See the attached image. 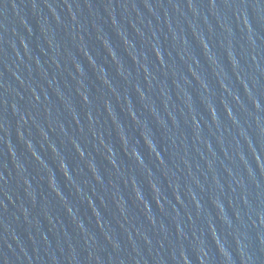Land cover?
Here are the masks:
<instances>
[{
	"label": "water",
	"instance_id": "95a60500",
	"mask_svg": "<svg viewBox=\"0 0 264 264\" xmlns=\"http://www.w3.org/2000/svg\"><path fill=\"white\" fill-rule=\"evenodd\" d=\"M0 264H264V0H0Z\"/></svg>",
	"mask_w": 264,
	"mask_h": 264
}]
</instances>
